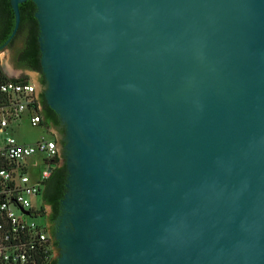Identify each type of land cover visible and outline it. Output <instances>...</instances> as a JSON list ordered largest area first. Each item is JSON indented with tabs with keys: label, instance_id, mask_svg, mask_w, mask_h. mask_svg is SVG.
Segmentation results:
<instances>
[{
	"label": "water",
	"instance_id": "water-1",
	"mask_svg": "<svg viewBox=\"0 0 264 264\" xmlns=\"http://www.w3.org/2000/svg\"><path fill=\"white\" fill-rule=\"evenodd\" d=\"M26 1L57 264H264V0Z\"/></svg>",
	"mask_w": 264,
	"mask_h": 264
},
{
	"label": "built area",
	"instance_id": "built-area-1",
	"mask_svg": "<svg viewBox=\"0 0 264 264\" xmlns=\"http://www.w3.org/2000/svg\"><path fill=\"white\" fill-rule=\"evenodd\" d=\"M24 119L52 138L31 144L11 136L0 140V264H50L54 243L41 221L42 202L32 198L41 200L50 165L58 160L56 138L42 121L31 81H0V134Z\"/></svg>",
	"mask_w": 264,
	"mask_h": 264
},
{
	"label": "flooded vegetation",
	"instance_id": "flooded-vegetation-1",
	"mask_svg": "<svg viewBox=\"0 0 264 264\" xmlns=\"http://www.w3.org/2000/svg\"><path fill=\"white\" fill-rule=\"evenodd\" d=\"M8 21H9V15L6 12L5 7L0 6V52L7 53L13 71L19 72L21 76H28L25 73V71L34 73L38 77H40L41 81L43 82L44 76L41 69L36 70L29 68V66L27 65V61L25 60V53L27 51V38L29 35V26L27 24H23L22 26H19L15 35L12 38H10V40L8 41L11 34L10 33L9 35H7ZM53 164L55 165V167L50 170V173L41 190L40 198L42 202L41 221L47 227L49 236L53 240L55 247L57 246V243L54 239L56 234V227L59 222L60 203L65 193V186L67 182V169L65 163L61 168H59L62 169L63 172V178H62L63 193L62 196L58 198L57 202L54 203L56 205V207H54V205L48 202V200H50L53 195L52 184L57 176L59 158ZM50 264H57L54 255Z\"/></svg>",
	"mask_w": 264,
	"mask_h": 264
},
{
	"label": "trees",
	"instance_id": "trees-1",
	"mask_svg": "<svg viewBox=\"0 0 264 264\" xmlns=\"http://www.w3.org/2000/svg\"><path fill=\"white\" fill-rule=\"evenodd\" d=\"M0 6L1 7L4 6L6 12L9 15V21L7 26V33H8L7 35H9L12 32L14 26L13 11L11 9L9 0H0ZM19 12H20L19 26H22L23 24H27L29 26V35L27 38V51L25 53V60L27 61V65L29 66V68L40 70L39 49L37 43L38 27H37V22L34 18L35 6L31 1H26L19 5ZM7 79L8 78L3 74L0 68V81H4ZM20 80L25 81L27 79L22 78ZM43 123L45 126L49 127L47 123H45L44 121ZM62 178H63L62 169H58L56 179L52 184L53 195L52 198L48 200V202L52 203L54 207H56L54 203L57 202L58 198L61 197L63 193Z\"/></svg>",
	"mask_w": 264,
	"mask_h": 264
},
{
	"label": "rangeland",
	"instance_id": "rangeland-1",
	"mask_svg": "<svg viewBox=\"0 0 264 264\" xmlns=\"http://www.w3.org/2000/svg\"><path fill=\"white\" fill-rule=\"evenodd\" d=\"M0 68L3 74L7 78L12 79H22L25 78L30 80L29 76H21L19 72L13 71L9 57L6 52H0ZM31 81V80H30ZM6 136H11L15 138L18 142L22 144H31L37 141L40 138L51 139L52 137L44 127H32L27 119H24L18 126H12L11 129L7 131V134H0V140L6 138ZM44 164L39 162L38 169L43 168ZM33 202H40L38 198H32ZM37 222H41L39 219ZM55 258V257H54Z\"/></svg>",
	"mask_w": 264,
	"mask_h": 264
}]
</instances>
